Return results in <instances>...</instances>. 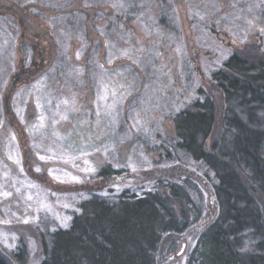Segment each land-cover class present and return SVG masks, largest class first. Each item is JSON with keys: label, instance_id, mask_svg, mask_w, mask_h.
Here are the masks:
<instances>
[{"label": "rangeland", "instance_id": "rangeland-1", "mask_svg": "<svg viewBox=\"0 0 264 264\" xmlns=\"http://www.w3.org/2000/svg\"><path fill=\"white\" fill-rule=\"evenodd\" d=\"M91 1L66 0L62 4L61 0H0V249L10 258L24 249V257L12 258L15 264H41L43 235L58 227H68L79 202L89 192L151 189L153 183L147 179V173L165 169L172 162L161 149L168 146V137L174 135L171 116L187 106L193 96H198L199 87L208 90L211 72L236 48L264 35L257 16L264 0ZM118 2L127 4L126 12H119ZM133 3L135 6L131 7ZM15 5L27 7L20 11ZM79 7L90 12L92 25L97 23L96 32L89 23L82 37L78 35ZM33 8L41 18L46 13L49 27L47 23L39 24L38 19L30 21L29 11ZM60 9L67 13L63 20L55 15ZM117 13L122 19L115 20ZM108 15V22L104 23ZM164 17L169 26L159 24ZM21 20L28 28L22 38L21 29L18 31ZM112 20L128 25L137 42L129 41L126 48H121L126 50L108 51L103 30ZM143 20L150 23V31ZM35 33L39 34L38 41L57 38L58 45L65 42L67 46V55L57 56L62 65L56 69H61V73L57 76L54 73L55 84H50L49 89H45L48 76H43V69L37 81L13 84L16 68L22 60L28 65L31 57L27 55L29 46L26 50L21 46L32 43ZM98 39L102 44L105 42V48L98 53L95 64L88 66L85 76L86 52L95 40L94 49L101 47ZM144 40L155 49L147 50ZM135 51L143 61L150 59L146 65L139 64ZM118 57L122 61L119 58L117 64L109 63ZM105 64V69L119 68L120 84L116 79L115 83L99 88L95 80L89 84L85 79ZM126 64L133 65L125 67ZM62 68L66 72L72 70H68L67 76ZM71 74L83 77L81 88L62 95L69 88L62 82H69ZM53 87L54 91L50 90ZM93 87L103 96L97 95ZM114 98L119 100L117 104ZM60 102L71 104L67 113ZM79 114L84 139L79 142L82 150L76 153L70 139L79 130L73 119ZM62 116L67 119H61ZM112 124L113 129L107 133ZM107 134L114 140L100 146ZM94 140L100 142L93 143L99 149L105 147L102 157L124 169L123 174L102 180L95 179L93 172L82 171L94 169L96 157L91 156ZM57 176L60 180L54 178ZM71 177L83 182H73ZM186 248V243L180 244L173 264H183Z\"/></svg>", "mask_w": 264, "mask_h": 264}, {"label": "trees", "instance_id": "trees-1", "mask_svg": "<svg viewBox=\"0 0 264 264\" xmlns=\"http://www.w3.org/2000/svg\"><path fill=\"white\" fill-rule=\"evenodd\" d=\"M61 2L65 4L66 0ZM118 3L119 12H126L127 4ZM134 6L135 3L131 5ZM26 7L15 5L20 11ZM76 10L80 13L78 35L82 37L89 23L96 32L97 23L92 25L90 12L82 7ZM55 15L63 20L67 13L60 9ZM109 16L104 17V23ZM257 16L264 29V2ZM45 17L46 13L41 18L34 8L29 11L30 21L38 19L44 25L49 18ZM118 18L122 19L119 13L115 14V20ZM115 20L105 24L103 30L108 51L113 52L126 50L121 48H126L129 41L137 42L131 36L132 29ZM165 20L166 17L159 24L169 26ZM20 22L18 31L21 29L22 38L28 28L22 23L24 20ZM149 24L143 20L148 31ZM89 33L88 30L86 34ZM31 38L32 43L21 46L23 50L29 46V64L21 61L14 72L13 84L37 81L43 69V76H48L45 89H49L50 84H55L54 73L56 76L61 73V69H56L62 65L57 56L65 57L67 46L65 42L58 45L57 38L38 41L37 33ZM97 41L101 47L94 49L95 40L86 52L85 76L88 66L95 64L98 53L105 48V42ZM144 41L147 50L155 49L148 40ZM137 55L135 51L140 65L150 60L143 61ZM119 58H112V63L117 64ZM106 65L85 80L89 84L95 80L98 88L110 82L120 84L119 68L105 69ZM128 65L133 64L125 67ZM68 70L63 69L67 76ZM82 80L83 77L74 75L69 82L63 81L62 85L69 88L64 87L62 95L76 87L79 90ZM98 92L99 89L97 95H102ZM197 94L171 116L174 135L168 137V146L161 149L172 162L165 169L147 173L152 188L142 192L130 189L119 193L110 189L109 194L89 192L79 202L68 227H58L43 235L41 264H173L172 260L177 259L174 253L181 243L187 244L183 264H264V35L236 48L211 72L208 90L199 87ZM58 96L61 97L60 92ZM116 99L115 104L119 101ZM60 103L67 113L71 104ZM73 119L80 133L75 131L70 142L78 153L82 150L79 142L84 139V125L80 114ZM113 127L108 126L107 133ZM103 138L100 146L114 140L109 134ZM96 142L99 141L92 144ZM91 146H94L91 156L96 157L95 179L108 180L124 173V169L102 157L105 147L102 150L97 145ZM24 256V249L13 255L14 259ZM13 257L0 249V264H15Z\"/></svg>", "mask_w": 264, "mask_h": 264}, {"label": "snow or ice", "instance_id": "snow-or-ice-1", "mask_svg": "<svg viewBox=\"0 0 264 264\" xmlns=\"http://www.w3.org/2000/svg\"><path fill=\"white\" fill-rule=\"evenodd\" d=\"M114 7H116L117 5H113ZM122 6V5H121ZM179 50V49H178ZM125 55L127 54V53H124ZM79 55V54H78ZM109 63H111V60H109ZM38 83H40V82H38ZM113 94H115V93H113ZM66 103V102H65ZM38 106H39V103H38ZM99 114V113H98ZM44 119V117L43 116H41V120H43ZM61 119H67V116H62L61 117ZM11 158V157H10ZM40 159H44V157H40ZM16 163L17 164H19L20 163V161L19 160H16ZM23 169L21 168V171H22ZM133 170L135 171V168H133ZM36 171H40L39 169H36ZM82 171H87V172H94L95 170L94 169H91V168H89V169H86V170H82ZM50 174H52L51 173V170H50ZM55 179H57V180H60V177H54ZM71 180L73 181V182H78V183H82L83 181H81V180H79V178L78 177H71ZM61 182H63V181H61ZM33 186H35V185H33ZM4 195L5 196H8V195H10V193H4ZM31 197H29V199H30ZM28 221L27 220H25V223H27Z\"/></svg>", "mask_w": 264, "mask_h": 264}, {"label": "water", "instance_id": "water-1", "mask_svg": "<svg viewBox=\"0 0 264 264\" xmlns=\"http://www.w3.org/2000/svg\"><path fill=\"white\" fill-rule=\"evenodd\" d=\"M174 256H172L171 258H169V261L173 258Z\"/></svg>", "mask_w": 264, "mask_h": 264}]
</instances>
